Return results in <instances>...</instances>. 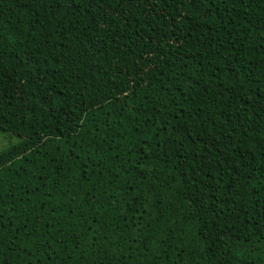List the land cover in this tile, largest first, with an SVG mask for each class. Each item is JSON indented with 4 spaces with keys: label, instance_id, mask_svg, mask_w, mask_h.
Wrapping results in <instances>:
<instances>
[{
    "label": "trees",
    "instance_id": "obj_1",
    "mask_svg": "<svg viewBox=\"0 0 264 264\" xmlns=\"http://www.w3.org/2000/svg\"><path fill=\"white\" fill-rule=\"evenodd\" d=\"M0 135V264H264V0H0Z\"/></svg>",
    "mask_w": 264,
    "mask_h": 264
},
{
    "label": "rangeland",
    "instance_id": "obj_2",
    "mask_svg": "<svg viewBox=\"0 0 264 264\" xmlns=\"http://www.w3.org/2000/svg\"><path fill=\"white\" fill-rule=\"evenodd\" d=\"M8 141H9L8 139H6L0 135V150L7 146V144L9 143ZM10 141L15 142L16 140L12 138V139H10Z\"/></svg>",
    "mask_w": 264,
    "mask_h": 264
}]
</instances>
